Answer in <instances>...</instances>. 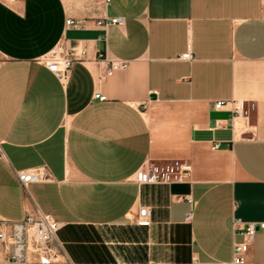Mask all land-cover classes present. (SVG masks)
<instances>
[{"label":"crops","instance_id":"0c3cea01","mask_svg":"<svg viewBox=\"0 0 264 264\" xmlns=\"http://www.w3.org/2000/svg\"><path fill=\"white\" fill-rule=\"evenodd\" d=\"M84 40L66 80L43 64ZM103 50L129 67L106 75ZM232 99L256 104L234 127L230 106L215 109ZM174 160L192 164L189 181L139 182ZM39 166L50 179L23 189L16 172ZM143 206L150 226L136 222ZM37 210L59 238L132 224L131 250L146 244L150 264L232 261L235 220L264 222V0H0V217ZM247 264H264V231Z\"/></svg>","mask_w":264,"mask_h":264},{"label":"built area","instance_id":"2783aa9c","mask_svg":"<svg viewBox=\"0 0 264 264\" xmlns=\"http://www.w3.org/2000/svg\"><path fill=\"white\" fill-rule=\"evenodd\" d=\"M108 4L110 0H102ZM68 24H73V20H68ZM97 24L104 28L111 25H123V17L102 18ZM89 45L86 40L79 45V53H75L74 48L65 49L59 47L49 56L42 59V62L52 70L62 81L66 80L70 69L76 61L84 60L88 54ZM181 59L193 60L190 46ZM96 60L107 62L106 75L112 76L117 71L125 70L129 67L130 61L110 58L106 50L99 51ZM95 99L106 100L107 96L101 92H96ZM230 106L233 112V127L239 120L248 119L252 111L255 110V102L245 100H219L215 103V109ZM220 120L216 121V127L222 128ZM214 129V128H212ZM219 147V144L214 148ZM145 172L139 179L144 184H180L189 181L193 166L189 161L174 160L164 164H147ZM17 180L23 189H27L32 183L47 181L51 175L45 166H39L27 170L16 172ZM185 200L193 203L191 196H185ZM191 218V213L187 219ZM138 225H151V211L148 207H140ZM235 235L241 240H235L233 244V259L230 262L220 264H247L248 253L258 232L264 231V222H242L237 219L234 222ZM61 224L49 215L36 211L29 213L21 222H13L0 217V264H56L65 257L64 247L59 239Z\"/></svg>","mask_w":264,"mask_h":264},{"label":"rangeland","instance_id":"374dc122","mask_svg":"<svg viewBox=\"0 0 264 264\" xmlns=\"http://www.w3.org/2000/svg\"><path fill=\"white\" fill-rule=\"evenodd\" d=\"M131 227H66L59 238L65 253L61 259L65 264H150L146 244L139 253L132 252Z\"/></svg>","mask_w":264,"mask_h":264}]
</instances>
